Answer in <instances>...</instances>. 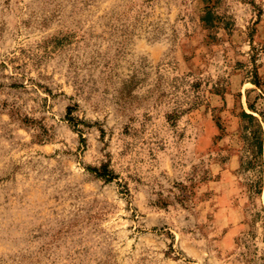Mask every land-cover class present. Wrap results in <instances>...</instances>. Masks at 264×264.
I'll list each match as a JSON object with an SVG mask.
<instances>
[{
  "label": "rangeland",
  "instance_id": "374dc122",
  "mask_svg": "<svg viewBox=\"0 0 264 264\" xmlns=\"http://www.w3.org/2000/svg\"><path fill=\"white\" fill-rule=\"evenodd\" d=\"M248 103L264 0H0V264H264Z\"/></svg>",
  "mask_w": 264,
  "mask_h": 264
},
{
  "label": "trees",
  "instance_id": "16d2710c",
  "mask_svg": "<svg viewBox=\"0 0 264 264\" xmlns=\"http://www.w3.org/2000/svg\"><path fill=\"white\" fill-rule=\"evenodd\" d=\"M253 84L257 86L258 82L254 81ZM247 106L250 111L256 112L260 118L244 111L241 114V117L247 121V128L249 129L246 137L247 157L246 159L241 160L240 163V169L242 172L255 171L256 167L262 164V157L264 155V129L261 123L264 119V115L256 110L254 104L248 103ZM90 170L98 178H101L104 181H110L113 179L112 171L108 168L107 163H102L99 167L91 168ZM260 184V179L247 183L251 195L260 194Z\"/></svg>",
  "mask_w": 264,
  "mask_h": 264
}]
</instances>
